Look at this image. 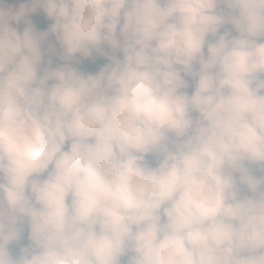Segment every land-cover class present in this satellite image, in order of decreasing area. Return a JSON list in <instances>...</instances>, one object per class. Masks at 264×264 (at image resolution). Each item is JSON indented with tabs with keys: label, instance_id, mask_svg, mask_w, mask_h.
<instances>
[{
	"label": "clouds",
	"instance_id": "1",
	"mask_svg": "<svg viewBox=\"0 0 264 264\" xmlns=\"http://www.w3.org/2000/svg\"><path fill=\"white\" fill-rule=\"evenodd\" d=\"M0 264H264V0H0Z\"/></svg>",
	"mask_w": 264,
	"mask_h": 264
}]
</instances>
